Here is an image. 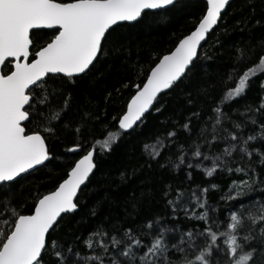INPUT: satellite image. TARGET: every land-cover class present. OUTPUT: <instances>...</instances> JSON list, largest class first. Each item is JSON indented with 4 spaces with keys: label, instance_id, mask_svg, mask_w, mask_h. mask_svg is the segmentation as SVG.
I'll use <instances>...</instances> for the list:
<instances>
[{
    "label": "snow or ice",
    "instance_id": "6c2138e0",
    "mask_svg": "<svg viewBox=\"0 0 264 264\" xmlns=\"http://www.w3.org/2000/svg\"><path fill=\"white\" fill-rule=\"evenodd\" d=\"M184 2L0 0V264H264V95L256 107L246 106L242 119L225 110L246 97L253 77L264 73V54L242 71L233 69L236 78L229 75L228 81L234 86L212 99L211 114L192 111L183 123L175 121V127L157 135L150 151L144 145L151 159L159 163L163 155L166 163L160 166L170 164L190 182L167 186L164 196L172 197L167 214L131 226L100 224L73 243L57 235L66 215L79 210L98 159L140 129L148 115L160 112L164 96L191 81L202 42L215 35L230 0H206L190 34L158 54L146 72L135 69L144 79L132 85L135 94L126 110L112 117L116 131L104 126L96 138L100 117L77 106L70 86L122 49L129 30L167 22ZM237 51L238 63L253 54ZM259 86L264 90V80ZM188 103H193L190 93ZM54 141L66 145L64 159L79 158L63 163ZM57 167L67 169L64 176L54 190L37 194L27 213L13 203L23 182ZM193 173L208 183L195 184ZM226 174L241 178L231 180L219 196L227 211L221 219L211 194L220 193L213 181ZM257 192L262 199L255 198Z\"/></svg>",
    "mask_w": 264,
    "mask_h": 264
},
{
    "label": "trees",
    "instance_id": "16d2710c",
    "mask_svg": "<svg viewBox=\"0 0 264 264\" xmlns=\"http://www.w3.org/2000/svg\"><path fill=\"white\" fill-rule=\"evenodd\" d=\"M205 10V1L185 0L184 6L174 12L167 22L149 29L129 30L122 41V49L106 57L89 76L70 86L75 92L77 106L100 117L96 138L102 135L104 126L117 130L116 120L112 117L118 118L126 110L127 103L135 94L132 85L140 84L144 79L143 74L138 75L135 69L141 68L146 72L154 65V58L158 54L172 50L180 38L195 28ZM222 17L221 23L214 29L215 35L210 33L202 46L200 61L191 81H186L164 96L160 112L148 115L140 129L130 137H122L110 154L98 159V169L80 199L79 210L66 215L58 230L57 235L62 236L66 243H73L76 236L83 240L100 224L106 228L112 224L131 226L147 218L165 215L169 212L166 201L172 198L164 196L167 186H189L190 182L183 171H173L170 164L161 167L160 164L166 163L163 155L157 163L146 154L144 145L148 144L150 151L157 135L175 127V121L183 123L185 116L192 111L203 110L202 116L206 111L211 114L209 106L212 99L219 100L226 87L234 86L228 81L229 75H233L234 80L236 78L233 69L242 71L257 63L259 55L264 54V0H232ZM238 49L252 50L251 59L238 63ZM253 80L255 83L246 97L234 102L232 109H225L233 119H242L240 113L245 112L246 106L256 107L261 95H264V90L259 86L260 81L264 80V73L253 77ZM202 89H207L210 95L206 96ZM189 93L192 104L188 103ZM234 109H239V112ZM54 143V151L63 163L70 164L79 158L73 156L64 159L66 145ZM172 159L175 160L174 153ZM66 170L57 167L36 173L14 191L13 203L27 213L35 203L37 194L54 190ZM240 178L241 174H226L213 181L221 190L220 193L213 191L211 194L212 201L220 204L221 219L227 215V211L219 196L227 190L231 180ZM193 181L202 185L208 183L202 174L197 173H193ZM254 195L256 199H262L259 192ZM81 250L85 251V246L81 245Z\"/></svg>",
    "mask_w": 264,
    "mask_h": 264
},
{
    "label": "water",
    "instance_id": "95a60500",
    "mask_svg": "<svg viewBox=\"0 0 264 264\" xmlns=\"http://www.w3.org/2000/svg\"><path fill=\"white\" fill-rule=\"evenodd\" d=\"M203 1L206 2V0H203ZM231 1H232V0H230V3H231ZM225 11H226V10H225ZM222 15H223V14H222ZM193 30H194V29H193ZM189 34H190V33H189ZM187 35H188V34H187ZM207 39H208V38H207ZM207 39H206V41H207ZM206 41L202 42V46L205 44Z\"/></svg>",
    "mask_w": 264,
    "mask_h": 264
}]
</instances>
